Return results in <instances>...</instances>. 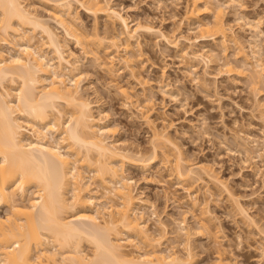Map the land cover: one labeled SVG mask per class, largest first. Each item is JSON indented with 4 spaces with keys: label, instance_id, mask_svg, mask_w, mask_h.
Instances as JSON below:
<instances>
[{
    "label": "bare ground",
    "instance_id": "1",
    "mask_svg": "<svg viewBox=\"0 0 264 264\" xmlns=\"http://www.w3.org/2000/svg\"><path fill=\"white\" fill-rule=\"evenodd\" d=\"M26 1L0 0V208L6 207V214H0V264H196L190 246L194 235L191 226L183 220L176 230V236L184 241L183 254L165 245L166 227L162 224V232L150 231L149 219L142 214L147 200L138 194L125 166L147 173L161 152L180 182L196 183L207 177L225 188L224 182L205 166L186 160L165 130H154L149 155L122 146L99 104L83 95L78 60L73 54L74 61L66 58V45L59 34ZM38 1L50 7L57 29L84 53L90 49L108 72L114 67L113 53L123 51L122 63L142 85L145 82L135 72L142 56L135 51L139 35L157 34L171 43L152 23L132 24L110 0ZM211 1L188 0L184 19L190 29L197 25L199 35L195 39L220 42L225 55L230 43L243 52L226 21L225 3ZM74 3L95 18L104 16L119 25L120 31L111 39L101 37L96 28L89 34L74 16ZM202 12L211 13L212 22H205ZM254 23L249 21L257 28L258 23ZM36 33L41 34L40 41ZM255 47L251 42L255 62L244 56L243 66L252 69L250 84L259 91L264 83V63ZM99 53L108 61H101ZM181 55L193 61L202 58L206 65L214 57L206 46L202 52L185 50ZM224 67L230 74L241 75V71L234 73L236 69L229 62ZM119 91L128 104H133L135 95L122 88ZM147 113L141 112L153 126ZM237 140L247 160L261 157L260 153L252 155L243 138ZM186 191L193 207L200 208L197 195L188 187ZM234 202L249 220L245 208L238 200ZM150 207L151 214L158 216L149 203ZM209 215L203 209L199 218L194 216L195 224L200 223L198 228L208 233ZM257 228L264 238V228ZM84 243L92 249L91 254L84 251ZM129 247L132 249L127 250ZM217 263L238 264L224 262L222 257Z\"/></svg>",
    "mask_w": 264,
    "mask_h": 264
},
{
    "label": "rangeland",
    "instance_id": "2",
    "mask_svg": "<svg viewBox=\"0 0 264 264\" xmlns=\"http://www.w3.org/2000/svg\"><path fill=\"white\" fill-rule=\"evenodd\" d=\"M26 2L59 34L66 45V58L74 61L73 54L78 60L83 75V95L99 104L122 146L149 155L154 130H165L186 160L205 166L224 182L225 188L207 177L196 183L180 182L161 152L159 161L147 173L126 165V173L135 182L138 194L147 200L142 214L149 219L150 231L162 232L163 224L168 238L165 245L183 254L184 241L176 236V230L178 224L186 220L194 234L190 246L196 264H218L219 257L230 263L233 260L238 264H264V238L257 228H264V83L255 91L249 79L252 69L243 66L244 56L255 62L251 58V42L257 45L254 49L259 50L264 63V0H221L225 3L226 21L243 48L241 52L230 43L226 55L220 42L195 39L199 35L197 25L190 29L184 19L190 6L188 0H110L132 24L152 23L171 39L169 43L157 34L143 33L137 38L135 51L142 56L135 72L144 85L137 82L122 63L123 51L113 53L114 67L108 72L90 49L84 53L57 29L49 6L38 0ZM73 13L89 34L96 28L101 37L111 39L115 31H120L119 25H113L104 16L95 18L77 3L73 4ZM201 18L205 22L213 20L208 12H202ZM249 21L257 22L258 27H251ZM36 39H42L40 33ZM203 46L213 52L209 65L202 58L193 61L181 55L185 50L202 52ZM43 48L53 56L50 50ZM99 57L103 62L108 61L104 53H99ZM225 62L236 69L234 73L241 71V75L228 73ZM119 88L135 95L133 104L126 102ZM142 111L148 112L153 126L147 123ZM238 138L248 142L253 156L260 153L261 157L247 160L238 146ZM186 187L197 195L200 208L193 207ZM31 195L30 191L28 198ZM234 199L245 208L249 220L235 208ZM149 203L158 216L151 214ZM203 209L211 217L209 233L198 228L200 223L195 224L194 216L199 218ZM0 214H6V207L0 208ZM192 227L202 231L196 233V228ZM83 247L91 254L89 245L84 243Z\"/></svg>",
    "mask_w": 264,
    "mask_h": 264
}]
</instances>
